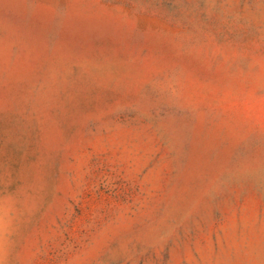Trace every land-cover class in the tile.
<instances>
[{
    "label": "rangeland",
    "instance_id": "obj_1",
    "mask_svg": "<svg viewBox=\"0 0 264 264\" xmlns=\"http://www.w3.org/2000/svg\"><path fill=\"white\" fill-rule=\"evenodd\" d=\"M0 264H264V0H0Z\"/></svg>",
    "mask_w": 264,
    "mask_h": 264
}]
</instances>
